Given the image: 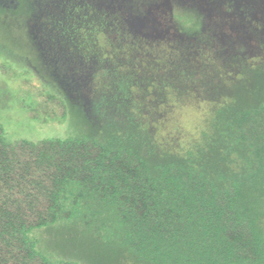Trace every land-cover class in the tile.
I'll use <instances>...</instances> for the list:
<instances>
[{
  "label": "trees",
  "instance_id": "obj_1",
  "mask_svg": "<svg viewBox=\"0 0 264 264\" xmlns=\"http://www.w3.org/2000/svg\"><path fill=\"white\" fill-rule=\"evenodd\" d=\"M45 1L0 0L1 29L23 35L24 55L55 84L35 86L34 99L13 91L27 118L10 102L0 104V264H264V64H243L239 78L229 80L214 61L196 78L175 63L184 91L194 78L193 86L222 103L185 151L157 147L134 118L98 122L105 117L98 112L91 119L44 52L51 47L55 58L58 49H78L92 62L114 59L128 35L121 13L90 0H49L63 10L52 18ZM142 1L150 0H134ZM42 10L48 30L38 41ZM172 18L184 35L201 33L203 19L193 8ZM6 62L4 76L29 73ZM145 73L136 86L148 97L157 82ZM129 86H120L125 96ZM2 111L13 112L12 122ZM15 116L33 123L81 119L64 136L37 140L33 132L15 133Z\"/></svg>",
  "mask_w": 264,
  "mask_h": 264
},
{
  "label": "rangeland",
  "instance_id": "obj_2",
  "mask_svg": "<svg viewBox=\"0 0 264 264\" xmlns=\"http://www.w3.org/2000/svg\"><path fill=\"white\" fill-rule=\"evenodd\" d=\"M90 1L92 7L121 13L120 23L128 34L121 41L125 50L117 49L113 51L117 54L114 59L99 62L85 59L78 49H58L57 52H62L56 53L55 58L56 50L51 47H46L44 52L53 56L51 60L57 63V67L52 64L53 67L68 80L71 100L90 111L88 115L91 119H97L98 112L105 116L98 122L121 123L129 117L134 118L141 123L142 129L148 132L157 147L185 151L192 142L199 139L201 130L208 127L212 111L218 107L217 103H222V98L217 94L211 96L210 92L197 85L193 86L194 78L201 70L205 71L208 64L214 61L220 66L221 74L229 80L239 78L243 64L252 67L264 64V0H150L138 3L134 0ZM45 2L48 8H44L51 12L49 14L52 18H59V14H63L62 9L56 10L59 6L55 7L49 0ZM187 8L198 11L203 19L199 36L184 35L172 18L175 11ZM48 12L42 10L38 13L39 17L35 18L40 24L36 28L38 41L46 37L44 32L48 30L45 25ZM24 46L23 35L15 30L6 32L0 27V63L11 62L10 69L14 72H22L24 69L29 71L26 76L8 77L0 74V104L10 102L14 114L18 113L22 118L26 116L16 108L13 91L26 92L34 99L35 86L39 88L46 84L48 89L55 90L53 81L46 79L28 61L30 58L22 51ZM148 60L152 64H147ZM175 63L181 65L187 74H195L194 78L187 79L188 84L185 85L188 89L185 91L180 76H176L171 69ZM145 72L149 73V77L154 76L157 82L155 90L148 97L136 86L137 79L141 78L143 82ZM129 75L134 79L124 81ZM218 80L222 81L220 77ZM123 82L131 85L126 89V96L120 89ZM113 96L114 99L110 100ZM127 103L129 106L135 103L137 107L134 109H138L129 111ZM12 113L2 115L5 122H12ZM15 117L17 122L12 124L18 125V131L8 123L7 130L13 135L14 131L18 135L33 132L36 135L33 139L37 140L64 136L81 119L74 117L72 122L66 119L67 122L62 124L58 121L24 122Z\"/></svg>",
  "mask_w": 264,
  "mask_h": 264
}]
</instances>
